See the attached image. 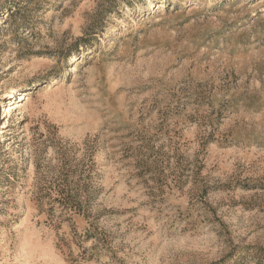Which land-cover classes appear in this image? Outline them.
I'll return each mask as SVG.
<instances>
[{"label":"rangeland","instance_id":"obj_1","mask_svg":"<svg viewBox=\"0 0 264 264\" xmlns=\"http://www.w3.org/2000/svg\"><path fill=\"white\" fill-rule=\"evenodd\" d=\"M0 264H264V0H0Z\"/></svg>","mask_w":264,"mask_h":264},{"label":"bare ground","instance_id":"obj_2","mask_svg":"<svg viewBox=\"0 0 264 264\" xmlns=\"http://www.w3.org/2000/svg\"><path fill=\"white\" fill-rule=\"evenodd\" d=\"M14 92H16V88H14ZM29 94H30V93H29ZM30 95H31V94H30ZM30 95L27 96V100H30V99L33 97L32 95H31V96H30ZM12 97H13V94L10 95V98H12ZM8 107H9V106H8ZM6 109H7V112L9 113L10 108H7V107H6Z\"/></svg>","mask_w":264,"mask_h":264}]
</instances>
